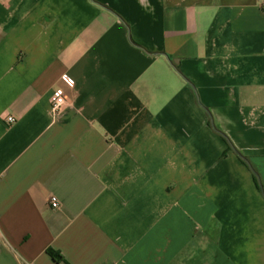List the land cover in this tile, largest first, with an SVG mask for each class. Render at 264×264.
<instances>
[{
  "label": "crops",
  "instance_id": "1",
  "mask_svg": "<svg viewBox=\"0 0 264 264\" xmlns=\"http://www.w3.org/2000/svg\"><path fill=\"white\" fill-rule=\"evenodd\" d=\"M0 264H264V0H0Z\"/></svg>",
  "mask_w": 264,
  "mask_h": 264
},
{
  "label": "built area",
  "instance_id": "2",
  "mask_svg": "<svg viewBox=\"0 0 264 264\" xmlns=\"http://www.w3.org/2000/svg\"><path fill=\"white\" fill-rule=\"evenodd\" d=\"M63 82L70 88L75 87V81L72 77L65 74L62 76ZM68 106L65 90L63 88H57L53 91L51 96V108L56 116H59ZM6 121L8 124H14L16 119L13 116H7ZM51 205L54 209L59 207L57 198H52Z\"/></svg>",
  "mask_w": 264,
  "mask_h": 264
},
{
  "label": "trees",
  "instance_id": "3",
  "mask_svg": "<svg viewBox=\"0 0 264 264\" xmlns=\"http://www.w3.org/2000/svg\"><path fill=\"white\" fill-rule=\"evenodd\" d=\"M48 254L56 261L61 262L63 261V257L60 253L54 251L53 249L48 250Z\"/></svg>",
  "mask_w": 264,
  "mask_h": 264
}]
</instances>
